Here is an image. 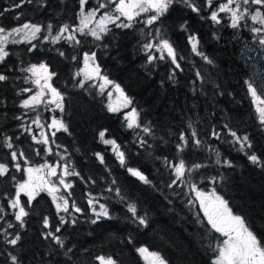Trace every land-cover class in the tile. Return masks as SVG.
I'll use <instances>...</instances> for the list:
<instances>
[{
    "label": "trees",
    "instance_id": "trees-1",
    "mask_svg": "<svg viewBox=\"0 0 264 264\" xmlns=\"http://www.w3.org/2000/svg\"><path fill=\"white\" fill-rule=\"evenodd\" d=\"M97 2L89 0L86 8H95ZM19 3L20 0H0V27L7 30L30 22L39 24L42 33L30 42L8 43L9 56L0 63V74L8 77L0 81V163L9 166V173L0 177V206L5 209L0 214L3 215L0 231L10 233L8 239L17 232L21 237L17 245L12 246L0 235V264H12L10 255H15L19 264H101L98 257L105 260L111 257L117 264H151V258L147 260L136 251L140 247L159 252L170 264H212L218 254L214 249L224 237L207 224L194 192L182 184L168 187L174 177L164 163L165 157L178 162L176 145L180 132L184 131L191 138L193 129L203 146L197 148L189 143L181 155L189 166L200 163L206 167L192 173L191 183L206 193L215 190L228 202L233 213L245 218L264 240V166L248 159V155L254 153L264 162V126L259 122L257 105L244 84L251 75L239 53L243 38L258 49L259 46L253 41L249 28L243 26L244 21L242 27L233 29L227 23L214 24L208 19L207 10L198 15L181 4L173 5L161 22L152 26L162 27L176 48L182 71L176 69L175 79L170 80L174 69L171 59L147 62L142 49L146 37L141 30L146 33L148 29L142 22L128 29L109 24L110 31L101 34V40L75 33L79 44L66 39L53 44L50 39H44L47 25H53L52 33L55 27L64 24L74 28L79 0H33L32 3L25 0L21 7H14ZM197 3L203 6L204 0ZM182 24L187 31L181 29ZM247 24L252 25L249 20ZM190 34L198 37L201 50L213 60L212 64L192 53L188 43ZM214 34L219 39H215ZM63 35L66 37L69 33ZM33 44L36 47L29 51ZM60 52L65 55L61 56ZM93 52L96 53L95 64L89 62L88 66L99 65L102 75L120 85L124 93L122 96L118 92L120 98L131 99L127 108L137 110V122L142 127H150V135L145 134L142 127L127 128L121 110H108L106 93H101L97 83L85 79L84 71L76 75L85 69L84 53ZM181 56L184 59L179 60ZM41 63L48 66L49 72L56 73L49 82L63 96L62 110L55 103H48L52 96L47 89L34 109L20 107L26 96L22 90L32 86L30 77L26 82V72L21 69ZM198 71L202 80L196 76ZM81 80L84 81L82 87ZM44 96L49 100L44 101ZM37 116L43 128L32 123ZM53 119L63 121L68 131L49 129ZM28 127L37 139H42L38 132L42 130L49 139L48 145L35 143L32 134L25 131ZM229 128L238 136L247 135L251 148L241 150L239 144L233 143ZM101 131L106 132V139H114L120 145L128 167L142 171L151 184L142 183L120 166L111 146L100 141ZM213 131L221 134L219 139L212 135ZM4 136L11 137L12 150L25 154L28 163L23 159L16 161L21 166L19 171L12 166V150L2 146ZM141 140L146 143L141 145ZM46 147L51 148V153L46 154ZM212 149L219 152L221 163H216L217 156ZM98 152L103 155L104 163L97 159L95 153ZM224 160L230 161L232 166L223 164ZM45 161L53 165L68 164L70 170L79 173L65 179L73 184L69 202L74 200L82 211L77 213L70 208L71 214L60 212L58 215L47 191L40 192L30 205L27 196L21 194L22 204L29 212L21 228L8 199L15 195L17 182L29 179L24 169ZM41 179L43 177L34 181ZM50 181L57 182V178L51 177ZM58 186L60 194L67 197L63 186ZM109 187L113 188L112 192L107 190ZM116 188L126 198L123 202L116 195ZM89 193L107 206L110 218L102 217L92 223L96 217L88 204ZM190 199L194 204H189ZM130 203L136 205L138 215L146 217V226L134 222L127 208ZM94 207L99 210L98 204ZM60 216L65 218L63 225ZM45 217L49 219L48 228L43 225ZM8 223L13 227L8 228ZM57 227H60L59 232L55 231ZM49 231L61 237L63 248L51 238H45L44 234ZM68 249L71 252H67Z\"/></svg>",
    "mask_w": 264,
    "mask_h": 264
},
{
    "label": "snow or ice",
    "instance_id": "snow-or-ice-1",
    "mask_svg": "<svg viewBox=\"0 0 264 264\" xmlns=\"http://www.w3.org/2000/svg\"><path fill=\"white\" fill-rule=\"evenodd\" d=\"M28 3H32L33 0H27ZM25 3V0H20L19 4L14 5V7L19 8ZM89 3V0H79V12L77 13V19L79 24L74 28L69 24H64L59 28V31L55 35L52 34L53 25L49 23L47 25L48 35L44 36L45 40H51L53 44L57 43L61 39H66L69 42L75 41L76 44H79L80 41L76 39L75 33L79 32L81 35H91L95 40H101V34H107L110 29L109 24L114 25L116 28H133L136 23L142 22L144 28L148 29L145 33L142 29V35L146 37L145 41L142 43V49L147 55V62L153 63L155 60H165L171 59L172 65L174 66L173 71L169 75L170 80L175 79V70L180 69L182 71L181 65L178 62L176 48L173 43L166 37V33L163 31L162 27L152 26L161 22V18L164 17L169 10L175 4H181L185 8L190 9L192 12L197 13L198 15L207 10L210 15V19L214 24L221 23L220 13L228 14L230 19V27L233 29H239L242 27L241 22L244 21V27H248L249 31L252 33V39L255 43L258 44L261 52H264V0H226V2H220L218 7L216 6V0H204L203 6L197 3V0H98L95 8L87 9L86 5ZM43 7V3L40 5ZM253 6L255 8L253 9ZM101 10H104L100 15L99 19L96 20V27L88 28V25L92 23L93 19L96 17L97 13H101ZM7 11V9L5 10ZM19 19V17H16ZM201 19H204L201 16ZM251 20L252 25L249 26L247 21ZM85 29H88L86 32ZM181 29L187 31L185 25H181ZM42 33V27L39 24H34L30 22H25L22 25L14 27L12 29L6 30L3 27H0V63H3L5 59L9 56V52L6 50V45L8 43H20L23 39L24 42H30L32 39L37 38V34ZM64 33H69L68 36H64ZM21 35V39H17L16 36ZM215 39L219 37L215 36ZM188 43L191 46L192 53L196 56H199L208 64H212L213 60L209 58L200 48V41L198 37L194 34L188 36ZM36 45H32L29 48V51H32V48H35ZM251 51V49H248ZM154 52L160 53L159 56L154 55ZM61 56H64V52L59 53ZM73 60L76 59L75 56L72 57ZM184 59V57H179V60ZM96 53H84V62L85 67H88L89 62L95 64ZM22 72L30 73L32 77H36L32 80V83L40 88V92H37L33 95H30L28 98L21 101L20 107L24 109H34L38 104L41 103V97L44 95V90L47 89L52 96V99L48 103H55L57 108L62 110L63 105L61 101L63 100L62 94L49 82L52 77L56 75L55 72H49L48 66L44 63L39 65L32 64L27 68H22ZM84 70L81 69L80 72H77L76 75H80ZM92 73L95 74V77L102 80L103 83L100 85L101 93H103L104 88L107 85H113L115 90L119 92L122 96L124 95L123 90L120 88V85L115 84L113 81L109 80L106 75H102L100 72L99 65H95L92 68ZM198 79H203L200 72L196 73ZM85 79H93L91 73L85 74ZM8 77L4 74H0V81H6ZM29 77H25L27 82ZM80 86L84 85V81L79 82ZM244 84L247 88L248 94L252 97L253 103L257 105L256 111L258 113V119L262 126H264V82L257 83V74L254 73L251 77L244 81ZM24 92H31V89H23ZM19 94V93H18ZM109 96L112 95L111 92L108 93ZM132 103L131 99L125 97L124 107H128ZM109 111L115 112L118 111L117 108H113L109 105ZM138 116L137 110L132 108L130 113L125 115L126 126L127 128H141L142 126L137 122L136 117ZM20 119V117H17ZM37 127L43 128L44 125L41 124L39 116L32 121ZM48 127L55 128L56 131L63 130L68 131L67 126L63 121L58 119H53L52 124ZM191 124L189 128H191ZM227 128L228 126L225 125ZM25 131L31 133V127L25 128ZM142 131L145 134H151L152 129L147 126L142 127ZM228 134L233 138V143L239 144L240 149L243 150L245 147L251 148V142L247 135L241 137L230 128L228 129ZM55 135V133H53ZM212 135L216 138H220L221 134L219 132L213 131ZM106 132L101 131L99 133L100 141L105 145H110L113 153L115 154L117 160L120 163V166L126 168L128 173L138 178L144 184H151L152 182L137 168L128 167L127 159L125 152L121 151L120 145L116 143L114 139H106ZM42 139H37L35 134H32V139L35 143H43L48 145L49 139L47 136L41 132ZM54 143V141H52ZM146 143V141L141 140V145ZM189 143L195 145L197 148L203 146L202 142L198 139V133L195 129L192 130L191 138H189L184 131L180 132L179 142L176 145L177 158L178 162H173L167 157L164 158V163L168 169L171 170V175L174 177L171 180V183L168 184L169 188H172L174 185L182 184L187 186L191 192H194L196 199L199 201L200 211L203 212L204 217L207 220V224L210 228L219 233L225 239L218 243L217 247L214 249L218 254L212 261V264H264V240H261L257 234L251 229V226L247 223L246 219L240 215L234 214L233 211L228 207V202L223 199L222 196L218 195L215 190L211 193H204L198 189L195 183H191L190 177L192 173L198 171L202 167H206L205 164L193 163L190 166L186 160L182 157V153L188 147ZM2 146L10 150L13 149V144L11 142V137L4 136ZM217 156L216 163H221L219 159V152L215 149H212ZM45 152L51 153V148H45ZM39 155V153H37ZM11 160L13 162L12 166L16 168L17 171L21 170L19 163H16L18 159H23L25 163H28L25 154L23 151L17 152L12 150ZM59 155V153H57ZM98 160L101 163H104V157L101 153H95ZM61 160H64V157H60ZM248 159L256 165L264 166V162L260 161V158L253 154L248 155ZM223 164L231 167L230 161L224 160ZM61 165L59 163L50 165L47 161L44 164L40 165L39 168L28 167L24 171L29 174V179L23 183L17 182L14 187L16 189L15 195L8 199V205L10 208L14 209L13 212L15 221L19 224L21 228L24 227V218L29 215V212L26 211L25 206L21 201V194L27 196V204H31L32 201L40 194L42 191H47L48 194L52 197L53 204H55L57 214L60 212L70 213V208L73 212H81L82 210L76 205L74 200L70 201L72 196L73 184L70 181H66L65 177L68 176H79V173L74 169L69 170L68 164L63 165L62 174L57 175L58 168ZM47 169L46 177H56L58 184L63 186L65 192H67V197L63 194L57 195L61 192L60 187L56 182H52L46 177L41 179L40 182H36L32 178L33 172H42ZM9 173V166L7 163H0V177H4ZM215 178H213L214 180ZM15 180V177H13ZM94 182V181H93ZM115 184V181H113ZM109 192L113 191V188L109 187L107 189ZM116 195L123 202L126 198L121 194L119 188L115 189ZM89 207L92 208L93 214L96 219L92 220V223H96L100 218H110L108 208L105 204L99 203V200L96 197H93L89 193L88 199ZM99 205V210H97L94 205ZM189 204H194L190 199ZM128 211L131 213L134 222H138L140 225L147 224V219L145 216H140L137 213V208L135 204L127 205ZM5 209L0 206V214H3ZM0 219H3V215H0ZM60 223L63 225L65 223L64 216H60ZM43 225L45 228H48L49 219L47 217L43 220ZM13 225L8 223V228H12ZM56 232L60 231V227H57ZM0 235L4 236V242L6 244L16 246L18 241L21 239L20 234L17 232L13 238L8 239L10 235L7 231H0ZM45 238H51L57 245L61 248L64 247V241L61 237L55 235V233L49 231L44 234ZM131 243V239L129 240ZM136 251L146 258H151V264H170V261L159 252H149L145 247L137 248ZM67 252H71V249H68ZM67 254V253H66ZM12 264H19L18 258L15 255H10ZM101 261V264H117V262L108 257L105 260L104 257H98Z\"/></svg>",
    "mask_w": 264,
    "mask_h": 264
},
{
    "label": "rangeland",
    "instance_id": "rangeland-1",
    "mask_svg": "<svg viewBox=\"0 0 264 264\" xmlns=\"http://www.w3.org/2000/svg\"><path fill=\"white\" fill-rule=\"evenodd\" d=\"M198 1V0H197ZM220 2H226V0H216V6L218 7L219 3ZM255 7H253L254 9ZM87 9H92V7H87ZM79 12V10H78ZM77 12V13H78ZM103 11H101V13H97L96 17L93 19L92 23H90L88 25V28H94L96 27V20L99 19L100 15L102 14ZM210 15V13L208 12V16ZM220 17H221V23L225 24L227 23L228 25H230V19H229V16L228 14H225V13H220ZM77 18V17H76ZM224 20V21H223ZM250 23L251 20H249ZM25 23V22H23ZM23 23H21L20 25H22ZM79 24V20L76 19L75 21V25H78ZM19 26V25H18ZM17 27V26H16ZM14 28V27H13ZM59 28L60 27H55L54 29V32L52 33L53 35L56 34V32L59 31ZM12 29V28H11ZM9 30V29H7ZM85 31L87 32L88 29H85ZM45 33H47L48 35V31H47V28H46V31ZM76 33H79V32H76ZM17 39H21V35H17L16 36ZM21 41L24 42V40L22 39ZM31 41V40H30ZM248 49H251V51H249ZM239 53H240V59L243 61L244 65L247 67V70L249 72V74L252 76L254 73L257 74V83H261V82H264V53H262L261 51H259V49L249 40H247L246 38H243V40L240 42V50H239ZM29 67V66H28ZM84 67H85V62H84ZM27 68V67H26ZM92 65L88 66V67H85L84 69V72L85 74L86 73H91L92 76H93V81H95V83H97V86L100 90V85L103 83L102 80L98 79L95 77V74L92 73ZM26 75L28 77H30L31 81V87H28V88H25V89H31L32 91L31 92H25L26 96L22 99H26L28 98L30 95H33L37 92H40V88L37 87L36 85H34L32 83V80L35 79L36 77H32L30 73H26ZM105 93H106V98H107V105H111L113 108H117L118 110H121L122 112V116L125 117V115L127 113H130L131 110L128 109L127 107H124V103L125 101L123 99L120 98V95L119 93L115 90V88L113 87V85H107L104 90H103ZM109 92L112 93L111 96H109ZM49 100V97L48 96H44V101H48ZM50 101V100H49ZM264 106V105H263ZM50 126V124H49ZM50 129V127H48ZM40 134L42 132V130H39L38 131ZM52 133V131H51ZM44 134V132H43ZM45 162H43L42 164H44ZM49 163V162H48ZM50 164V163H49ZM50 165H53V164H50ZM39 166H34L33 168H39ZM69 170H70V167H69ZM47 169H45V171H42V172H33L31 175H32V178L33 180H35L36 178H40V177H43L45 178L46 177V173H47ZM62 171H63V165L61 166V169L59 170V173L62 174ZM47 179L50 180L51 177H46ZM58 182V181H57ZM56 182V183H57ZM206 193V192H204ZM208 194V193H206ZM57 195H60V193H58ZM195 195V193H194ZM196 197V195H195ZM52 198V197H51ZM225 239V237L223 238V240ZM149 258H147L148 260Z\"/></svg>",
    "mask_w": 264,
    "mask_h": 264
}]
</instances>
